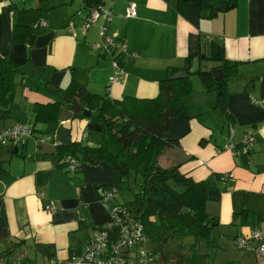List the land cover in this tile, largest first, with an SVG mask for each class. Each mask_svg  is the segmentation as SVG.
I'll list each match as a JSON object with an SVG mask.
<instances>
[{
    "label": "crops",
    "instance_id": "crops-1",
    "mask_svg": "<svg viewBox=\"0 0 264 264\" xmlns=\"http://www.w3.org/2000/svg\"><path fill=\"white\" fill-rule=\"evenodd\" d=\"M92 1L0 0V54L23 73L17 108L12 106L11 119L0 121V134L21 123L22 111H31L33 104L52 101L38 89L43 82L66 87L77 81L111 99L152 98L169 69H184L192 33L205 36V52L215 39L238 70L228 84L226 109L216 107V92L204 90L202 81L193 83L186 109L171 119L167 136L178 139L179 146L168 150L166 161L221 190L219 200L206 203L207 212L219 220L216 246L202 249L211 263L264 264L255 242L247 248L236 243L238 235L264 229V107L253 101L264 97V0H225L230 8L225 4L211 18L201 16V0H102L111 20L99 19L84 32L81 27L96 7ZM131 4L136 15L126 17ZM18 27L28 32L16 42ZM107 38L126 44L119 56L124 77L114 83L110 77L118 51L95 48ZM215 65L201 63L205 70ZM42 129L16 151L0 145V165L6 170L0 172V256L7 264H73L72 249L106 226L121 204L118 198H102L104 186L121 180L111 164L84 163L83 172L75 175L58 159L59 145L97 144L102 139L98 123L62 106L58 122ZM41 136L49 139L39 141ZM247 136L253 138L250 152L236 155L229 147L239 149ZM226 173L233 177L221 180ZM50 200L58 203L57 210L45 209Z\"/></svg>",
    "mask_w": 264,
    "mask_h": 264
},
{
    "label": "trees",
    "instance_id": "trees-1",
    "mask_svg": "<svg viewBox=\"0 0 264 264\" xmlns=\"http://www.w3.org/2000/svg\"><path fill=\"white\" fill-rule=\"evenodd\" d=\"M101 3L102 0H96L95 6L99 7ZM225 4V0H201V16L213 17L225 8ZM27 32L28 28L18 27L14 31L15 41H23ZM204 44L205 36L202 34L190 35L189 54L184 70L189 71L194 57L203 54L205 56L201 58V63L210 61L216 65L210 70L201 67L199 72L180 79L172 78L179 71L178 68L169 69L160 81V91L155 97L126 95L122 99H111L108 95L89 91L77 81H72L66 87L43 82L38 89L47 93L52 101L33 104L32 127L37 134L43 132L40 125L58 122L60 108L69 106V101L83 106L91 114L87 118L100 125L102 139L97 144L73 141L68 145H59L58 159L61 166L68 169V173L75 175L83 172L84 163L96 164L100 161H106L115 167L121 180L132 172L136 175L139 179L138 190L134 200L126 206L142 221L155 254V264H212L210 254L202 249L216 246L214 229L219 220L217 216L207 212L206 203L220 199V188L207 180H196L182 172L180 164L167 167L162 166L159 161L161 155L179 146L178 139L168 137L167 133L171 127V119L186 109V98L195 90L192 80L194 75L200 76L204 90L217 93L216 107L226 109L228 84L238 75L237 64L225 57L224 46L219 41L211 39L208 52L203 49ZM215 69L223 70L224 76L221 80L215 79ZM20 74L23 75L19 67L0 54L2 121L13 117L12 106L15 103ZM23 78L25 80L27 76ZM76 116L84 117L78 113ZM249 152L250 150L241 155ZM72 160L76 163L74 171L71 168ZM5 171L0 165V172ZM223 175L219 177L221 180H224ZM111 186L103 187V195ZM116 187L119 190L120 186ZM239 216L236 215V218ZM102 228L104 227L95 230ZM78 245L75 250L72 249V258L83 249L84 245ZM0 260L3 257L0 256Z\"/></svg>",
    "mask_w": 264,
    "mask_h": 264
},
{
    "label": "built area",
    "instance_id": "built-area-1",
    "mask_svg": "<svg viewBox=\"0 0 264 264\" xmlns=\"http://www.w3.org/2000/svg\"><path fill=\"white\" fill-rule=\"evenodd\" d=\"M136 7L131 4L126 17H134ZM111 11L103 6L96 7L88 16L85 24L81 27L84 32L90 25H94L99 19L111 20ZM106 30L101 26V31ZM76 34V30H72ZM95 48L114 49L117 55L113 60L114 73L110 77L111 83L123 80L124 70L120 65V56L126 51V44L120 40L107 38L102 43L96 44ZM254 103L264 107V97L253 98ZM34 130L30 123H19L5 128L0 134V142L3 146L20 147L25 146L28 140L34 136ZM39 141H46L49 136L38 137ZM253 138L247 136L242 146L237 149L234 144L229 148L236 155L247 153L251 147ZM71 168L76 169V163L72 160ZM233 177L232 173L223 175V179ZM118 196L116 186L108 187L103 195L104 200H114ZM45 208L55 211L58 208L57 202L51 200ZM252 242L256 243L255 251L264 258V229H255L249 236L238 235L236 243L241 248H247ZM73 264H155V254L150 246L148 234L145 231L142 221L136 217L126 205L117 204L113 208L111 221L102 229H97L91 238L85 243L82 251L71 259ZM0 264H7L0 260ZM51 264H56L52 262Z\"/></svg>",
    "mask_w": 264,
    "mask_h": 264
},
{
    "label": "rangeland",
    "instance_id": "rangeland-1",
    "mask_svg": "<svg viewBox=\"0 0 264 264\" xmlns=\"http://www.w3.org/2000/svg\"><path fill=\"white\" fill-rule=\"evenodd\" d=\"M192 80L194 81V83H196V82L201 83V78L199 75H194ZM17 102H16V104H14V107H16V105L18 104ZM30 109H31V111H29L28 109L25 111H22L24 117L19 119L21 123H29L30 121L32 122L31 124L34 123L33 105ZM16 118H17V116H16ZM0 121H2V120H0ZM40 127L42 128L43 125H40ZM0 145H1V142H0ZM1 147H6V146L1 145ZM2 149H5V148H2ZM0 151H1V148H0ZM166 153L161 155L159 161H160V164L162 166L168 167L170 165V163H168V161H166L167 160ZM138 184H139V179H137L136 175L133 172L130 173V175L127 176L124 180H120V182L118 183V185L120 186L119 190H118V197H117L118 201L121 204H125V205L132 202L134 200L135 193L138 190Z\"/></svg>",
    "mask_w": 264,
    "mask_h": 264
},
{
    "label": "water",
    "instance_id": "water-1",
    "mask_svg": "<svg viewBox=\"0 0 264 264\" xmlns=\"http://www.w3.org/2000/svg\"><path fill=\"white\" fill-rule=\"evenodd\" d=\"M226 8H230L229 3H226ZM205 55H199L194 57L193 61H192V65L189 69V71L187 70H179L177 71L174 75H173V79H180V78H186L189 76V74H195L197 72H199V70L201 69V58L204 57ZM213 75L215 77L216 80H221V78L224 76L223 70L222 69H215L213 71ZM69 106L78 114H82L86 117H89L91 114L89 111L85 110L83 106H81L79 103L75 102V101H69ZM18 150V147H15V151Z\"/></svg>",
    "mask_w": 264,
    "mask_h": 264
}]
</instances>
